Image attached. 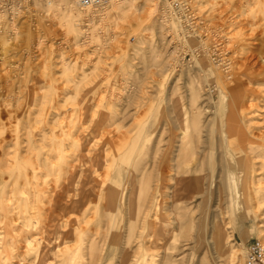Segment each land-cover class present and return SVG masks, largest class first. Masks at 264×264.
<instances>
[{"label":"rangeland","instance_id":"rangeland-1","mask_svg":"<svg viewBox=\"0 0 264 264\" xmlns=\"http://www.w3.org/2000/svg\"><path fill=\"white\" fill-rule=\"evenodd\" d=\"M46 1L0 0V264H121L127 254L140 264L156 253L157 264H245L249 245L264 246V201L227 200L235 189L221 187L222 168L247 192L254 178L263 200L264 167L236 168L219 123L243 108L252 133L264 131V0H188L187 39L155 0H112L88 23L75 2L76 33L61 0ZM146 186L158 204L147 221H161L155 253L133 239ZM76 227L87 234L78 252Z\"/></svg>","mask_w":264,"mask_h":264},{"label":"bare ground","instance_id":"bare-ground-1","mask_svg":"<svg viewBox=\"0 0 264 264\" xmlns=\"http://www.w3.org/2000/svg\"><path fill=\"white\" fill-rule=\"evenodd\" d=\"M55 0H51L50 2L46 1V4H53ZM118 1V0H116ZM61 2L64 4V6L67 8V15H66V27L68 26V30L72 33H76V30H75V27L78 25V14L77 16H74V13H75V2L76 0H61ZM112 2V1H111ZM166 4V3H165ZM77 6V4H76ZM48 7V6H47ZM78 8V6H77ZM79 9V8H78ZM80 10V9H79ZM81 11V10H80ZM100 13V12H99ZM91 13H86L85 16H83V18H85V20L87 21V23L89 22L87 19H89V16H90ZM98 14V13H97ZM138 14H140V22H142L144 20V18L148 17L150 14L149 13H144V10L143 8H141L140 10H138ZM89 15V16H88ZM92 15V14H91ZM102 16V15H101ZM91 17V16H90ZM139 18V17H138ZM139 22V19L138 21ZM91 25V24H90ZM78 29V28H77ZM260 61L262 63L261 67L263 66V68L261 69V72H259V76L261 78H264V57H261L260 58ZM204 64V63H203ZM205 68H206V72L211 75L214 79H216L219 84L221 85V89H226L225 87H227L228 85H230L228 83V81H226V79H224L223 77L219 76L216 74V72L210 68V66H208V64L205 62L204 64ZM242 73V72H241ZM238 72L236 71L235 75H237ZM232 76V74H231ZM252 76V75H251ZM262 80V79H261ZM236 80H233V82H235ZM220 89V90H221ZM223 91H220V94H222ZM224 99V98H223ZM237 101L236 100V97L234 98V102ZM249 108V107H248ZM247 108V109H248ZM238 116L234 113V112H231L230 115L228 116V118L224 121V122H221L219 124H222L220 125V129L222 130V140H223V146L225 148V150L227 152H232L234 155L238 156L239 159L236 160L235 162V165H236V168H238L239 170H242L244 168H246V165L247 164H250L251 165V162L253 159H260L261 162L264 167V131H262L261 133H259V135L255 136V134L252 133L253 131V128H251V121L250 120H246V117H248V115H250L251 113H244L243 111V108L241 109V111L239 112L238 111ZM241 121H240V120ZM246 121V122H245ZM254 132V131H253ZM186 131L183 132V134L185 135ZM121 141V140H120ZM213 141V140H212ZM116 142V141H114ZM212 144V143H211ZM110 146V145H109ZM222 146V145H221ZM121 147H126V144H125V141L121 143ZM111 148V147H110ZM124 149V148H123ZM121 149V150H123ZM211 152L213 153L215 150H216V147H215V144L213 143L212 144V147H211ZM187 151H188V148H185L184 149V157L185 156H188L187 154ZM192 154V152H191ZM211 154V153H210ZM194 155V154H193ZM233 155V156H234ZM252 155V157L250 156ZM235 157V156H234ZM250 157V159L248 158ZM236 158V157H235ZM103 164V163H102ZM244 164H245V167H244ZM227 167H228V161L225 163V165H223V175L227 174V179L225 178V176L223 177V179L221 180L220 182V185L221 187H225L226 185L229 186V190L231 189L232 191V188L235 189V193H234V196H233V193L231 194L230 196V193H229V197H227V200H231V202H233L235 200V202L237 203V205L239 204H242V205H247L249 208L255 210V209H260L262 208V201H264V198H262L263 200H261L260 198V194L259 193V190L255 189V186H254V182H253V179L254 178H250L251 181L249 180L248 184H247V189L249 190L248 192L245 190V184L244 182L242 183V179H241V182L239 183V181L236 179L237 177L236 176H233L232 174H230L229 172H226L227 171ZM238 170V172H239ZM132 171V170H131ZM250 171V169H249ZM253 171V170H252ZM137 172V171H136ZM237 172V173H238ZM92 173V172H91ZM99 174V173H98ZM97 175V173H96ZM253 175V174H252ZM239 176V175H238ZM252 177V176H251ZM142 178V177H141ZM146 178V177H145ZM144 178V179H145ZM213 178V177H211ZM210 178V179H211ZM103 179V178H102ZM133 179V177H132ZM147 179V178H146ZM161 179V178H160ZM249 179V178H248ZM150 180V179H149ZM136 181L138 182V186H139V190H140V178L138 179H135V181L133 180L132 181V185L133 186ZM143 181V179L141 180ZM179 181V180H178ZM178 184L181 183L178 182ZM223 181V182H222ZM127 182V183H126ZM124 184H128V181H126ZM145 182V181H144ZM161 182V181H160ZM184 182V181H183ZM239 183V184H238ZM89 185V183H88ZM136 185V186H137ZM137 186V187H138ZM121 187V186H119ZM118 189L116 188L115 190L112 189V188H108L106 190V199H107V203L111 202L112 200H108V199H111V195L113 193H118V198L122 195L120 194L121 189ZM176 187H179V186H176ZM143 188H144V185H143ZM143 188H142V191H143ZM146 191H145V194L143 195V198H141V203L140 205L137 207V211L135 212V220L140 218V216H144V223H142V234H140L141 232L136 233V231H138L139 227L136 228L135 232L133 233V239L136 240V242L139 244L140 248H142L143 252H147L149 253L150 251L152 253H155L156 251H158L160 249L159 247V241L161 240L160 239V236L158 234V229L156 230V225L161 221H156V222H148V214H149V211L151 209L156 210L155 207L158 206L157 202L155 201L154 198V195H150L149 191L151 192V190L148 191L149 187L146 186ZM67 189V188H66ZM138 190V191H139ZM118 191V192H117ZM120 191V192H119ZM68 191H66L65 194H67ZM140 192V191H139ZM24 192H22L23 194ZM70 194V193H69ZM141 194V193H140ZM140 194H138V200L140 199ZM68 195V194H67ZM134 195L132 194V192L130 191V193L127 195V199L128 201L130 200L131 196ZM74 196V195H73ZM151 196V197H150ZM57 197V196H56ZM64 197V196H63ZM104 197V196H103ZM124 197V196H123ZM153 197V198H152ZM175 197V196H174ZM262 197V196H261ZM61 198V197H60ZM137 198V196H136ZM10 199V198H9ZM105 199V198H104ZM54 199H52L51 202H55L53 201ZM137 200V201H138ZM6 201H8V199H6ZM63 201V200H62ZM223 201V199H222ZM49 202V201H48ZM143 202V203H142ZM242 202V203H240ZM22 203V202H21ZM61 203V202H60ZM106 203V205H107ZM135 203V202H133ZM264 203V202H263ZM113 204V203H112ZM116 204V203H115ZM56 205V204H55ZM128 205V204H127ZM29 206V205H28ZM60 207H62V209H64L62 203L59 205ZM83 206V205H82ZM108 206V205H107ZM84 207V206H83ZM241 208V207H240ZM32 209L29 207V210ZM55 209V208H54ZM61 209V208H60ZM146 209V210H144ZM247 209V208H246ZM28 210V209H27ZM57 210V209H55ZM58 211H59V207H58ZM135 211V210H134ZM145 212V213H143ZM55 213V211H54ZM134 213V212H133ZM31 214V213H30ZM84 214V213H83ZM141 214V215H140ZM55 215V214H54ZM60 216V215H59ZM57 217V216H56ZM53 219V218H52ZM133 219V220H134ZM59 220V219H58ZM154 220V219H153ZM77 222V221H76ZM3 223V221H2ZM65 223V222H64ZM134 223V221H133ZM76 224V223H75ZM136 224V223H135ZM134 224V226H135ZM1 225V224H0ZM68 223H65L64 224V227H67ZM137 225V224H136ZM81 227V226H80ZM79 228V227H78ZM77 229V227H76ZM75 228H72V230L70 231V234H74L78 239V245L75 246V251H80L81 248H82V245L85 243V239L83 237H87V234L84 233V231H80V228L77 229L76 231ZM135 229V228H134ZM1 230V229H0ZM217 230V229H216ZM134 231V230H132ZM140 231V230H139ZM10 232V231H9ZM69 232V231H68ZM261 232H263V237H264V230H262ZM67 234V232H65ZM64 233V234H65ZM131 233V235H132ZM130 237L128 238V241H129ZM58 242V241H57ZM161 242V241H160ZM41 248V247H40ZM39 248V249H40ZM129 248V247H128ZM31 250V249H30ZM33 250V249H32ZM42 250V249H41ZM40 250V251H41ZM70 251L68 253H66V256H63L64 258L67 257V255L69 253H71V249H69ZM45 252V251H44ZM46 253V252H45ZM127 254V253H126ZM130 254V253H129ZM41 255H42V251H41ZM128 255V254H127ZM126 255V261H124L122 259V263L121 264H138L139 260L137 261L136 259H131V257H127ZM133 256V255H132ZM139 256V255H138ZM141 256V255H140ZM146 256L145 259L143 260L142 263L140 264H157L156 260L159 258V255L158 253L156 254H147V255H144ZM134 257V256H133ZM69 258V257H67ZM139 258V257H138ZM40 260V259H39ZM165 261H167V258L165 257L163 259V262L162 264H166Z\"/></svg>","mask_w":264,"mask_h":264},{"label":"built area","instance_id":"built-area-1","mask_svg":"<svg viewBox=\"0 0 264 264\" xmlns=\"http://www.w3.org/2000/svg\"><path fill=\"white\" fill-rule=\"evenodd\" d=\"M112 0H76L78 8L84 13L103 14ZM121 1V0H118ZM137 1V0H136ZM159 10L161 20L173 19L179 26V38L187 39L195 35V17L188 0H155ZM162 5V2H165ZM99 13V14H100ZM97 14V15H99ZM264 257V246L259 241H255L247 248L245 264H257Z\"/></svg>","mask_w":264,"mask_h":264}]
</instances>
